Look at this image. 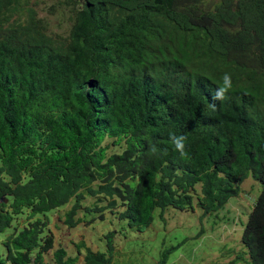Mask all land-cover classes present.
<instances>
[{"label":"trees","instance_id":"obj_1","mask_svg":"<svg viewBox=\"0 0 264 264\" xmlns=\"http://www.w3.org/2000/svg\"><path fill=\"white\" fill-rule=\"evenodd\" d=\"M38 2L0 0V264H112L116 230L69 253L45 213L142 232L167 207L218 211L249 175L240 239L264 264V0H53L63 34Z\"/></svg>","mask_w":264,"mask_h":264},{"label":"rangeland","instance_id":"obj_2","mask_svg":"<svg viewBox=\"0 0 264 264\" xmlns=\"http://www.w3.org/2000/svg\"><path fill=\"white\" fill-rule=\"evenodd\" d=\"M38 1L39 16H47L51 32L65 33L69 29L68 9L56 8L49 14L47 8L54 3L53 0ZM240 187L239 194L214 213L201 216L198 207L193 211L167 207L162 217L156 215L142 232L130 229L125 220L115 219L108 211L103 220L95 219L85 226L79 224L69 231L61 219L70 204L45 214L55 237V246L60 243L69 253H74L70 242L80 239L93 251H103L107 242L104 234L116 230L112 264H156L173 246L175 248L165 255L164 264L226 263L235 256H238L236 264H245L247 254L243 251L246 248L240 237L261 185L249 175Z\"/></svg>","mask_w":264,"mask_h":264},{"label":"clouds","instance_id":"obj_3","mask_svg":"<svg viewBox=\"0 0 264 264\" xmlns=\"http://www.w3.org/2000/svg\"><path fill=\"white\" fill-rule=\"evenodd\" d=\"M225 85L228 84V77H224ZM225 89H221L220 91L217 92V98H222L223 93ZM172 144L174 145L175 149L182 151L184 147V140L185 138L183 136H171Z\"/></svg>","mask_w":264,"mask_h":264}]
</instances>
